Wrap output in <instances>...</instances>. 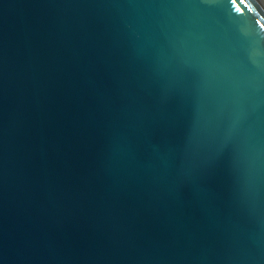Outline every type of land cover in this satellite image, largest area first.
Masks as SVG:
<instances>
[{
    "label": "water",
    "instance_id": "water-1",
    "mask_svg": "<svg viewBox=\"0 0 264 264\" xmlns=\"http://www.w3.org/2000/svg\"><path fill=\"white\" fill-rule=\"evenodd\" d=\"M0 264H264V3L0 0Z\"/></svg>",
    "mask_w": 264,
    "mask_h": 264
},
{
    "label": "bare ground",
    "instance_id": "bare-ground-1",
    "mask_svg": "<svg viewBox=\"0 0 264 264\" xmlns=\"http://www.w3.org/2000/svg\"><path fill=\"white\" fill-rule=\"evenodd\" d=\"M264 3V0H261Z\"/></svg>",
    "mask_w": 264,
    "mask_h": 264
}]
</instances>
